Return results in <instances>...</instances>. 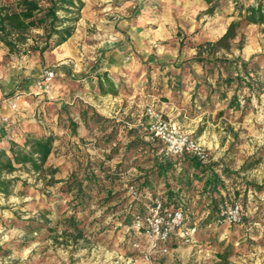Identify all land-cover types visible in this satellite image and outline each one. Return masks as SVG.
Wrapping results in <instances>:
<instances>
[{"label": "rangeland", "instance_id": "1", "mask_svg": "<svg viewBox=\"0 0 264 264\" xmlns=\"http://www.w3.org/2000/svg\"><path fill=\"white\" fill-rule=\"evenodd\" d=\"M241 2L243 0H239V4L221 6L218 14L199 20L196 30L186 27L183 20L184 27L173 29L174 34L167 38H156L159 31H152L150 26L143 38H133L122 29L121 18H105L102 16L105 10H99L101 6L93 3L84 7L68 45L47 50L44 55L12 53L0 41V87L8 83L9 77L22 79L12 92L2 90L6 91L5 97L13 96L11 107L18 95L31 100L32 109L24 101L26 108L23 109L20 97L16 111L25 112L26 119L33 118L42 129L56 132L55 163L61 166L56 177L65 179L73 169L88 162L101 179L106 180L116 171L118 174L111 187L116 196L110 202H103L106 192L96 193L97 198L81 214L85 227L80 236L63 233V228L57 225L68 202V197L60 192L62 183L48 185L44 177L33 171L16 172L15 176L20 179L13 194L5 197L0 192V264H264V191H256L248 185L264 186V96L261 105L253 99V108L245 114L228 108L229 99H222L217 93L210 100L208 88L200 78L206 71L202 63L193 61L199 35L217 41L231 21L239 19L236 7L239 8ZM42 33V29H33L29 43L34 42L33 36ZM135 43L146 46L148 51L137 52ZM119 45H132L133 49L119 54L122 63L117 69L109 70V54ZM257 55H264V24H249L244 20L231 50L220 49L216 53L219 57L245 61ZM45 69L55 71L54 87L50 92L39 93L36 81ZM104 72L115 79L117 94L96 95L100 92L94 81ZM170 74L172 79L168 77ZM176 74H181L184 84L181 90L176 89ZM213 76H218L217 70L209 73L212 82ZM197 83L201 85L196 87ZM232 93L230 90L228 98ZM86 106L90 114L97 113L110 121L108 131L116 125L119 131L112 142L101 140L104 133L93 121L90 126L82 121L80 112ZM149 106L178 122L179 127L202 143L211 154V162L218 164L220 173L223 168L235 173L226 179L227 189L223 190V195L244 204L248 229L221 225L217 219L207 222L211 198L195 190V198L184 212L183 223L184 228L197 227L194 240L187 242L174 235L167 249L153 253L151 262L145 258V237L134 222L128 225L125 219L127 214L135 218L141 207L147 208V215L156 198L164 201L166 186L159 179L156 194L148 193L137 199L130 187L139 185V177L151 164L150 154L143 146L129 150L126 147L135 138V135L129 136L127 130L139 128L146 140L152 141V135L145 128ZM69 117L80 125L77 137L71 135L66 126ZM3 118L2 123L11 120L9 117L5 122ZM59 121L61 124L54 129L53 123ZM237 190L241 194L235 197ZM44 209L52 210V221L42 218ZM30 220L44 223L46 227L31 232L27 229ZM48 226L57 231L51 232ZM226 250L230 254L228 259H221L219 254Z\"/></svg>", "mask_w": 264, "mask_h": 264}, {"label": "trees", "instance_id": "2", "mask_svg": "<svg viewBox=\"0 0 264 264\" xmlns=\"http://www.w3.org/2000/svg\"><path fill=\"white\" fill-rule=\"evenodd\" d=\"M44 1L2 0L0 5V41L12 53L40 52L41 55H44L47 50L55 49L74 35L78 22L82 18V11L85 7L84 0ZM207 1L212 3L207 10L212 14L217 13L223 5L232 2L239 4V0ZM249 1L252 0H243L239 8L236 7L239 11V19L231 21L223 36L214 42L207 41L198 44L197 55L193 60L202 63L203 70L206 71V74L204 72L199 77L203 78L204 84L208 88L207 98L212 100L214 93H217L220 98L229 99L228 108L241 110L243 114L253 108V99H256L259 105L262 103L264 96V55H257L251 60L245 61L241 58L219 57L216 56V53L220 49L231 50L232 41L238 36V29L243 20L249 24H264V0H255V3L248 4ZM33 29H42L43 33L33 36L34 42L29 43L30 33ZM216 70L218 76H213L214 81L212 82L209 80V73L213 74ZM175 76L177 78L176 89L181 90L184 85L181 74ZM168 77L172 79L173 76L170 74ZM94 83L98 85L99 92L102 94L118 93L117 84L108 72L99 74ZM200 85L197 83L196 87ZM230 90L233 93L228 98ZM223 113L222 111L221 114ZM80 116L86 126H90L92 121L95 123L96 127L104 133L101 138L104 142H112L115 134L119 131L116 125L108 131L109 124L107 122L110 121L97 113L90 114L88 106L83 108ZM68 119L66 126L70 130V134L77 137L80 125L73 118L69 117ZM149 123L150 119L148 118L145 127L148 134H150ZM59 124H61L60 121L56 123V127ZM3 128L5 127L3 126ZM3 130L8 132L7 129ZM127 132L129 136L135 135V138L128 142L127 150L138 149L143 146L144 150L150 154L149 161L151 164L139 177V185L132 184L136 187L135 197L137 199L146 196L148 193L156 194V181L162 179L166 186L165 195L162 196L165 206H174L176 209L187 212L188 204L195 198L193 191L199 190V193L211 198V211L207 222L220 216L222 204L237 202L232 197L223 195V190L227 189L226 179L235 174L230 169L223 168L222 173H220L217 169L218 164L203 163L190 153L181 156H166L164 154L165 145L162 147L164 143L160 139L152 137V141H147L145 136L140 133L139 128L127 130ZM5 135L3 134V136ZM56 139V132L46 131L40 125L37 128L26 130L19 141L7 139L8 148H0V192L5 197H10L20 179L15 176V173L23 169L41 175L46 179L48 185L62 183L60 192L68 197V202L60 214L57 225L63 228V233H78L83 236L85 218L81 214L86 211L91 201L97 198L96 193L106 192L103 202H110L116 196L111 187L118 179V174L115 170L116 172L108 175L106 180L101 179L92 167L93 165L88 162L73 169L67 178H57L56 175L61 171V166L55 163L58 149ZM248 185L253 186L256 191H264V186L251 183ZM240 194V190H237L235 197ZM240 203L242 205L241 220L230 224V226L248 229L247 225L250 224H246L244 204ZM153 204L154 201L151 206ZM147 211L146 207L137 209L135 218L127 214L125 223L128 225L135 223L137 216H145ZM50 214H52L50 209L41 211V216L46 221H52ZM28 224L27 229L31 232L46 227V224L34 220H30ZM49 230L55 232L57 228L49 227ZM229 255V250L219 254L221 259H228Z\"/></svg>", "mask_w": 264, "mask_h": 264}, {"label": "crops", "instance_id": "3", "mask_svg": "<svg viewBox=\"0 0 264 264\" xmlns=\"http://www.w3.org/2000/svg\"><path fill=\"white\" fill-rule=\"evenodd\" d=\"M148 1H150V3H148ZM84 2L85 6L92 5L93 3L101 6L99 10H101L102 8L103 10H105L102 15L105 18L115 20L121 18L120 22H122V29L128 32L133 38H143L144 35L149 33V26L152 31H159L157 32V35H155L156 38L171 37L175 32V30L173 31V29L178 28L179 26L184 27L183 20L186 21V27H188L189 29L191 27H194L193 29L196 30L199 25V20H203L204 17L206 18L208 15L213 16L212 13H209L207 11L208 8L212 5V3H209L207 0H142V2L140 0V3L138 2V0H84ZM121 6L123 9L121 12L122 15L119 13V11L121 10ZM70 39L62 45H68ZM209 40L212 39L202 38V36L199 35V42H197V44H201ZM133 46H137L136 51L139 53L142 51H148V48L146 46H143L142 44H139L138 46L135 43L133 44ZM131 49H133L132 45L128 47L127 45H119L114 50H112L109 54L110 57L108 59V64L111 62L109 70L114 68L117 69L122 63V57L119 54H121L122 52H129ZM112 79L115 81L114 78ZM7 81L8 83H3L4 87H0V137L2 136L0 138V148H8L9 139L19 141L26 130H28L29 128L33 129L38 127V123L36 120H34L33 118L26 119L27 114L25 112H17L16 110H14L11 107V98L13 96L5 97L6 91H2L3 89H9L10 92H12L14 87L17 86V83L22 81V79L9 77ZM1 84L2 83H0V86ZM96 95L106 97L112 96L113 94L96 93ZM23 101L27 102L29 104L28 107L32 109L31 107L33 106V104L31 103V100L26 101L22 97L20 98V106L24 109L26 108V106L23 105ZM172 104L174 105V103ZM3 116L11 117L10 122L2 123L1 120ZM171 121L178 125V122L173 120ZM17 122L18 124H16ZM14 123L16 125L13 126ZM53 124L55 126L56 123ZM3 126L5 128H3ZM54 128L57 129L56 126ZM3 129H7L8 132H5ZM46 131L49 130L46 129ZM3 134L6 135L3 136Z\"/></svg>", "mask_w": 264, "mask_h": 264}, {"label": "built area", "instance_id": "4", "mask_svg": "<svg viewBox=\"0 0 264 264\" xmlns=\"http://www.w3.org/2000/svg\"><path fill=\"white\" fill-rule=\"evenodd\" d=\"M55 77L54 70L45 69L36 81L37 92H50L54 87ZM20 97L18 95L16 101L12 104L14 110L19 109L18 99ZM146 116L150 119L148 130L153 138H158L164 143V154L166 156H181L190 153L203 163L211 162L212 158L209 150L189 132L168 119L163 112L149 106L146 110ZM3 121H9V116L4 117ZM130 190L134 194L136 193L134 185H131ZM241 217L242 205L240 202L222 204L217 223L233 224L239 222ZM184 220V212L181 209L166 207L164 201L160 198L154 200V204L150 207L147 215L137 216L135 226L145 237L147 244L145 258L148 261H152L153 253L167 249V243L174 235L183 237L187 242L194 240L197 227L184 228ZM151 263L156 264L155 262Z\"/></svg>", "mask_w": 264, "mask_h": 264}]
</instances>
